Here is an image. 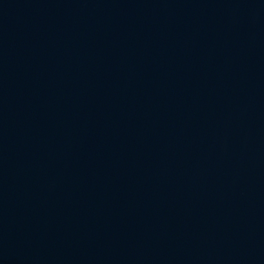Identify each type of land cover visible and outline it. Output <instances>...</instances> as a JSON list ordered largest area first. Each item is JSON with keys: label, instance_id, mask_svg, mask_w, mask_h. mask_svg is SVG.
I'll use <instances>...</instances> for the list:
<instances>
[{"label": "water", "instance_id": "water-1", "mask_svg": "<svg viewBox=\"0 0 264 264\" xmlns=\"http://www.w3.org/2000/svg\"><path fill=\"white\" fill-rule=\"evenodd\" d=\"M0 264H264V0H0Z\"/></svg>", "mask_w": 264, "mask_h": 264}]
</instances>
